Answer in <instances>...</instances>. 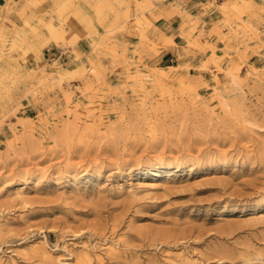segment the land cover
Instances as JSON below:
<instances>
[{"label":"rangeland","instance_id":"rangeland-1","mask_svg":"<svg viewBox=\"0 0 264 264\" xmlns=\"http://www.w3.org/2000/svg\"><path fill=\"white\" fill-rule=\"evenodd\" d=\"M133 1H0V264H264V0Z\"/></svg>","mask_w":264,"mask_h":264},{"label":"crops","instance_id":"crops-1","mask_svg":"<svg viewBox=\"0 0 264 264\" xmlns=\"http://www.w3.org/2000/svg\"><path fill=\"white\" fill-rule=\"evenodd\" d=\"M1 1V0H0ZM129 1V0H125ZM131 1L132 14L135 11L134 1ZM145 1V0H138ZM152 4L151 13L154 17L150 16V12L147 10L145 14L151 17L153 27H157L159 30L166 29L167 34L173 29L174 36L173 42L184 41L182 36L179 34V26L187 15L196 16L199 20L205 23V28L210 27L211 21L215 20L218 15L217 6L220 5L223 0H149ZM215 3V4H212ZM44 3L40 4L36 10L42 11L44 8ZM1 6V3H0ZM122 9L124 7H121ZM133 18L131 19V21ZM120 37V36H119ZM127 38V36H125ZM82 40V38H81ZM202 40V39H201ZM176 52L174 46L173 48H164L161 50L163 55L168 53L174 54ZM66 52L62 51L57 46L44 47L43 48V58L47 60H58L63 57Z\"/></svg>","mask_w":264,"mask_h":264},{"label":"bare ground","instance_id":"bare-ground-1","mask_svg":"<svg viewBox=\"0 0 264 264\" xmlns=\"http://www.w3.org/2000/svg\"><path fill=\"white\" fill-rule=\"evenodd\" d=\"M157 185V183H155Z\"/></svg>","mask_w":264,"mask_h":264}]
</instances>
